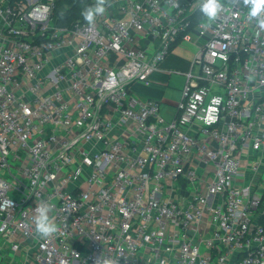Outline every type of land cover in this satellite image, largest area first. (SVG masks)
I'll use <instances>...</instances> for the list:
<instances>
[{"label":"built area","instance_id":"2783aa9c","mask_svg":"<svg viewBox=\"0 0 264 264\" xmlns=\"http://www.w3.org/2000/svg\"><path fill=\"white\" fill-rule=\"evenodd\" d=\"M58 1L0 0V257L264 264V13L108 0L93 24L61 25ZM194 28L207 36L166 120L129 86Z\"/></svg>","mask_w":264,"mask_h":264},{"label":"crops","instance_id":"0c3cea01","mask_svg":"<svg viewBox=\"0 0 264 264\" xmlns=\"http://www.w3.org/2000/svg\"><path fill=\"white\" fill-rule=\"evenodd\" d=\"M206 32L198 28L189 31L188 40H180L171 46L166 57L159 63L157 70L149 76V83L135 81L129 86L133 97L141 100L159 102V113L170 120L176 113V105L181 98V89L186 81L194 53L203 44ZM4 253L8 245L3 244ZM22 254L14 259L12 253L0 257V264H22Z\"/></svg>","mask_w":264,"mask_h":264},{"label":"clouds","instance_id":"9594fccd","mask_svg":"<svg viewBox=\"0 0 264 264\" xmlns=\"http://www.w3.org/2000/svg\"><path fill=\"white\" fill-rule=\"evenodd\" d=\"M108 0H95L93 6L85 8L81 15L85 22L89 25L95 22L97 15H102L106 11L105 5ZM245 5H250L248 18H259L261 13H264V0H244ZM201 12L209 21L215 20L218 12L221 10L219 0H204L200 7ZM260 27L264 28V19H260ZM52 208L46 203H40L36 207V214L34 219L35 234L41 238L52 236L58 231V227L50 216ZM94 264H114V261L107 258L97 257Z\"/></svg>","mask_w":264,"mask_h":264},{"label":"trees","instance_id":"16d2710c","mask_svg":"<svg viewBox=\"0 0 264 264\" xmlns=\"http://www.w3.org/2000/svg\"><path fill=\"white\" fill-rule=\"evenodd\" d=\"M95 0H59L57 6L65 7L61 12L58 13L57 22L61 25H70L74 21H85L81 15L82 11L93 6Z\"/></svg>","mask_w":264,"mask_h":264},{"label":"rangeland","instance_id":"374dc122","mask_svg":"<svg viewBox=\"0 0 264 264\" xmlns=\"http://www.w3.org/2000/svg\"><path fill=\"white\" fill-rule=\"evenodd\" d=\"M65 7L66 6L60 7L58 13L61 12L63 9H65ZM56 53L59 54L60 53V50H56ZM168 191L170 192V190H168ZM184 194H185V192H184Z\"/></svg>","mask_w":264,"mask_h":264}]
</instances>
